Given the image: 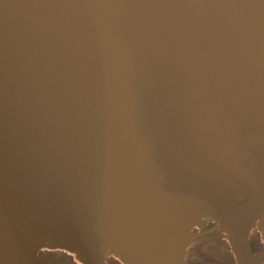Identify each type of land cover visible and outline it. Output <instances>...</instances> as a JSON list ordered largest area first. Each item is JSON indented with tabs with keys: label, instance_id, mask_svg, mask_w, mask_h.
Here are the masks:
<instances>
[{
	"label": "water",
	"instance_id": "95a60500",
	"mask_svg": "<svg viewBox=\"0 0 264 264\" xmlns=\"http://www.w3.org/2000/svg\"><path fill=\"white\" fill-rule=\"evenodd\" d=\"M206 216L264 264V0H0V264H186Z\"/></svg>",
	"mask_w": 264,
	"mask_h": 264
},
{
	"label": "flooded vegetation",
	"instance_id": "af4514ba",
	"mask_svg": "<svg viewBox=\"0 0 264 264\" xmlns=\"http://www.w3.org/2000/svg\"><path fill=\"white\" fill-rule=\"evenodd\" d=\"M197 238L187 249L186 264H236L229 250L226 251L221 240H225V233L220 228L217 219L206 216L193 228ZM254 248V247H253ZM42 264H72L63 256L41 259Z\"/></svg>",
	"mask_w": 264,
	"mask_h": 264
},
{
	"label": "bare ground",
	"instance_id": "6f19581e",
	"mask_svg": "<svg viewBox=\"0 0 264 264\" xmlns=\"http://www.w3.org/2000/svg\"><path fill=\"white\" fill-rule=\"evenodd\" d=\"M224 238H225V237H224ZM221 241H222L221 244L223 245V247L225 248V250L228 251L229 249H228L227 245H225V243L223 242V239H222ZM54 256L57 257L58 254H57V255H54ZM54 256H52V257H54ZM41 264H42V263H41Z\"/></svg>",
	"mask_w": 264,
	"mask_h": 264
}]
</instances>
